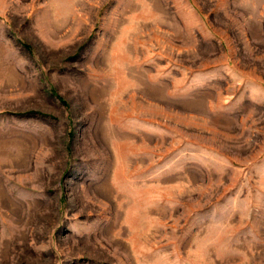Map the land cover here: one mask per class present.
I'll list each match as a JSON object with an SVG mask.
<instances>
[{
	"label": "rangeland",
	"instance_id": "obj_1",
	"mask_svg": "<svg viewBox=\"0 0 264 264\" xmlns=\"http://www.w3.org/2000/svg\"><path fill=\"white\" fill-rule=\"evenodd\" d=\"M0 264H264V0H0Z\"/></svg>",
	"mask_w": 264,
	"mask_h": 264
}]
</instances>
